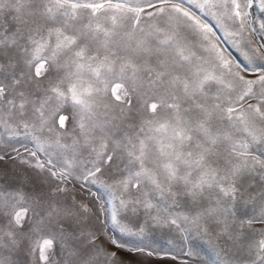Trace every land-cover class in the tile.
<instances>
[{"label":"snow or ice","instance_id":"6c2138e0","mask_svg":"<svg viewBox=\"0 0 264 264\" xmlns=\"http://www.w3.org/2000/svg\"><path fill=\"white\" fill-rule=\"evenodd\" d=\"M254 8L0 0V264H121L113 249L193 264L194 240L205 264H264Z\"/></svg>","mask_w":264,"mask_h":264},{"label":"rangeland","instance_id":"374dc122","mask_svg":"<svg viewBox=\"0 0 264 264\" xmlns=\"http://www.w3.org/2000/svg\"><path fill=\"white\" fill-rule=\"evenodd\" d=\"M253 11L257 17L264 18V14H261L258 9L254 8ZM13 169L14 165L11 161L0 162V171L7 174L5 176H0V182L10 179ZM166 238L167 235L159 230H156L153 233V239L157 242L158 246L168 248L169 246L163 243ZM191 246L194 251L200 253V256L193 262V264H205V261L209 258V256L214 255L215 250L212 246L202 240L192 241ZM113 250L117 252V256L121 264H175V262L170 259H157L120 249Z\"/></svg>","mask_w":264,"mask_h":264}]
</instances>
